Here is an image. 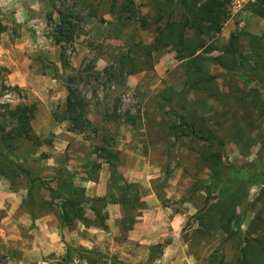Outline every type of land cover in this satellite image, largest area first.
<instances>
[{"label": "rangeland", "instance_id": "1", "mask_svg": "<svg viewBox=\"0 0 264 264\" xmlns=\"http://www.w3.org/2000/svg\"><path fill=\"white\" fill-rule=\"evenodd\" d=\"M256 1L227 0L219 31L205 29L199 35L184 29L176 44V30L173 44L164 46L167 31L155 43L159 29L180 26L182 0H0V264H43L40 259L79 264L86 260L79 249L98 254V264H238L255 215L264 227V89L259 82L264 18L252 10ZM61 15L69 21L63 30L72 37L56 42ZM24 70L65 87V101L53 107L51 122L36 123V104L23 100L24 88L11 85L23 79ZM69 90L76 93L72 114ZM243 101L250 102L248 109ZM24 105L35 106L30 125L36 142L23 137L9 142L3 136L14 128L10 112ZM157 115L166 124L167 144L146 148L152 165L144 170L148 175L141 183L130 180L118 149L121 130L152 128ZM207 132L212 137L206 142L198 139ZM9 143L13 150L6 156ZM103 147L118 154L114 169L99 150ZM209 153L219 155L220 165L203 160ZM93 163L100 164L90 173L95 179L83 180V167ZM103 163L106 182L99 196L88 197L84 184L99 180ZM223 164L236 167L247 183L223 184L222 178L213 184L211 168L221 176ZM19 167L45 183L36 190L33 204L39 207L33 212L24 205L28 184ZM61 171L77 173L72 181L85 189L96 212L87 205L84 222L59 224V250L43 254L32 245L29 231L43 208L58 220L56 206L46 203L45 185L54 186ZM253 173L258 180L250 183ZM211 185L218 190L210 192ZM21 189V208L31 223L17 226L20 209L13 213L12 208ZM237 192L245 193L246 216L239 230L231 224L236 233L229 234L223 223L240 211L239 205L232 208ZM113 204L116 212L109 208ZM19 236L28 241L23 247ZM252 255L264 262V256Z\"/></svg>", "mask_w": 264, "mask_h": 264}, {"label": "trees", "instance_id": "2", "mask_svg": "<svg viewBox=\"0 0 264 264\" xmlns=\"http://www.w3.org/2000/svg\"><path fill=\"white\" fill-rule=\"evenodd\" d=\"M227 0H182L184 3V9L185 13L182 15V20L180 21V26H176V24H169L164 30L159 29V35L157 36L155 43H159L163 40L164 46L168 45L171 41L173 44V35L176 33V30H178V36L176 40V44L181 43L184 37V29H190L194 30L197 34H203L206 29V31L209 30H215L219 31L221 29V25L223 24V18L225 16V12L223 11V5ZM253 12L257 14L260 17L264 18V0H257L253 5ZM69 21H67V18L62 16L60 17V25L58 29V36L55 37L56 42H60L65 39H70L72 35H69V31L66 32L63 30V26L69 24ZM176 27V28H175ZM165 31H167L168 36H165L163 39ZM64 34L65 37H62ZM169 38H172V40H169ZM162 39V40H161ZM235 43H232V49L231 54L235 55ZM235 57V56H234ZM234 63L236 62L235 59L232 60ZM221 65L223 64V61H220ZM2 70V69H1ZM3 71L7 72V69H3ZM256 72V71H255ZM264 72V68H263ZM259 82L260 87L264 89V73L259 75ZM245 108L248 109L247 103L250 104V102L243 101ZM76 105V93L72 90H69V96L67 99V109L68 112H71L73 107ZM34 111L35 106L34 105H24V106H18L14 111L10 112V119L14 121V128L11 132L4 133L3 138L6 136L5 140L13 141L15 142L19 138H26L29 140H32L36 142V136L32 133L31 128V121L34 117ZM70 120L74 123H78L80 121L79 117H71ZM87 121H83V123H86ZM193 134H197V130L195 128L192 129ZM198 139L202 140L203 142H206L207 139L211 138V132H207L205 137L198 136ZM10 145H6V156L12 153L13 148ZM99 150L104 151L107 153L106 155V161L108 162V165L111 169H114L116 167V161L118 154L116 152L109 151L106 148H100ZM204 161H207L208 159H213L217 165H220V157L216 153H209L207 156L202 157ZM99 163H93L91 168H88V166L83 167V171L85 173V177H83V180H94L95 175H91L90 173L99 168ZM23 173L26 174V180L28 184L27 189V195L26 199L24 201V205L29 209V211L33 212L35 208H38L39 206H34V199H38V195L36 193V190L39 189V187L44 183V180L40 178L39 176H32L30 171H26L22 167H19ZM211 168V167H210ZM213 171V184L217 182H221L223 178V184L225 182L229 181H245L243 180L242 176L240 175L241 172L234 166H227L223 164V175L219 176L216 171L211 168ZM230 170V171H228ZM77 173H69L68 171H61L60 174L56 177L54 180L55 185L52 186L50 184L45 185V189L48 192L49 200L46 201V203L50 206L55 205L57 210V216L60 226H67L73 223L74 221H85V207L89 203L86 201L85 197V189L75 183H73V175L75 176ZM225 179V180H224ZM250 183H254L258 180L257 173H253L249 178ZM252 180V181H251ZM247 183V181H245ZM15 183V182H13ZM212 184V185H213ZM209 188V191H215L218 190L215 186H212ZM129 188V185L127 186ZM214 189V190H213ZM208 191V192H209ZM225 193V190L223 189V194ZM262 193V192H261ZM245 193L243 192H237L235 193V196L233 198H236L238 200V204H234L232 208H234L235 205H239L240 211L237 213L235 211H232L230 214L226 216V221L223 223L224 230L231 234L236 233V230L240 229L241 223L243 222L245 216H246V206H245ZM41 200V198H40ZM45 202V201H44ZM43 203V202H42ZM96 203V202H95ZM88 208H90L92 211L96 212V208L94 203L88 205ZM98 217V214H97ZM260 220L257 219V215L254 216L253 220L250 223L249 226V237L246 239L247 241V247L242 248L240 250V259L238 260V264H264L263 261L258 260L253 257V253H256L258 255L264 256V227H259L261 224H259ZM236 227L235 231H232L233 228L231 224ZM164 245L159 244V248L163 247ZM251 247V248H250ZM249 248V250H248ZM255 248L253 251L252 249ZM79 252L82 254L81 259L85 258V262H80L79 264H98V261H96V256L98 254H95L93 251L85 250V249H79ZM103 264H122L120 261L112 260L109 263H103Z\"/></svg>", "mask_w": 264, "mask_h": 264}, {"label": "crops", "instance_id": "3", "mask_svg": "<svg viewBox=\"0 0 264 264\" xmlns=\"http://www.w3.org/2000/svg\"><path fill=\"white\" fill-rule=\"evenodd\" d=\"M7 67L9 68V66ZM29 75L30 82L27 81V77ZM22 77V80L18 81L17 83L11 82V85H17L21 90L24 88L27 97H25V99L23 100L36 104V123H40L39 120H42L43 122L44 120L51 122V114L53 107L56 104H62L65 101L67 94L65 87H63L60 83L55 82V80H53L52 78H50V82H48L41 75L38 76L34 73V71L31 70H24V76ZM155 120L156 124H153L152 128H148L145 126L132 128L130 126H127L121 130L120 136H122L123 138H121L120 142H118V149L122 151L121 157L125 161L124 165L127 169L126 173L127 176H129L130 180L136 182L140 181L141 183V178L147 177L146 175H148V173L144 170L152 165L150 164V160L146 159L144 156V150L146 148L151 149L156 147H162L164 146V144H167L169 137H167L168 132L166 124H164V122L163 124H160L162 119L158 115L156 116ZM48 127L49 129L47 132L49 133L51 132V126ZM37 131L39 132V129ZM63 131L64 133L69 134L67 130ZM45 132L46 131H43V133ZM101 167L102 168L101 174L99 175V180L97 182L89 181L84 184L86 187V196L88 197L93 198L95 196H99V188L106 182L108 176V166L106 163H103ZM138 169L142 170L139 171ZM20 193L21 194L19 196L18 203H14L12 208L13 213L17 209H22L18 212V220L16 222L17 226H23L24 224L26 225L27 223H31V215H29V212H27V210L21 208V200L23 199L25 192L21 189ZM109 208H111L113 212H116L118 210L115 204L111 205ZM111 210H109L110 215L116 217V215H114ZM41 211L42 214H40L39 217L35 216L34 227L32 230L29 231V234L31 233V243L34 247L39 248V250H42L43 254H50L54 251H58L60 248L59 222L56 218L54 211H50V209L46 208H43ZM19 241V245L21 247H23L25 242H28L24 240V238H22L21 236H19ZM172 248L173 243L167 244L163 251V257L166 258L171 252ZM40 261L41 263L46 264L45 262H43V260L40 259ZM25 263L27 264L28 262L25 261Z\"/></svg>", "mask_w": 264, "mask_h": 264}, {"label": "built area", "instance_id": "4", "mask_svg": "<svg viewBox=\"0 0 264 264\" xmlns=\"http://www.w3.org/2000/svg\"><path fill=\"white\" fill-rule=\"evenodd\" d=\"M239 4V3H238Z\"/></svg>", "mask_w": 264, "mask_h": 264}]
</instances>
